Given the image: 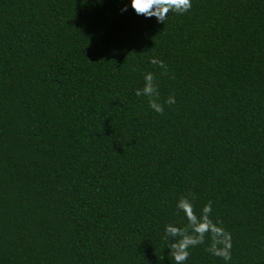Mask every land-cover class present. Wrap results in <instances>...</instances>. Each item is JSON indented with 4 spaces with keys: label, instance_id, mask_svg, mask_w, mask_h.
I'll return each instance as SVG.
<instances>
[{
    "label": "trees",
    "instance_id": "16d2710c",
    "mask_svg": "<svg viewBox=\"0 0 264 264\" xmlns=\"http://www.w3.org/2000/svg\"><path fill=\"white\" fill-rule=\"evenodd\" d=\"M189 193L264 264V0H0V264H175ZM206 247L186 264H225Z\"/></svg>",
    "mask_w": 264,
    "mask_h": 264
},
{
    "label": "clouds",
    "instance_id": "9594fccd",
    "mask_svg": "<svg viewBox=\"0 0 264 264\" xmlns=\"http://www.w3.org/2000/svg\"><path fill=\"white\" fill-rule=\"evenodd\" d=\"M131 7L137 15L146 18H157L159 23H166L170 12L183 15L191 11L192 0H131ZM127 7L121 9L126 12ZM150 63L163 69L161 75H168L166 63L157 58H153ZM136 69H134L135 71ZM144 86L136 91L138 97L148 98L149 106L156 113L163 115L164 105L176 103L174 95H170L163 103L161 102L159 86L156 76L152 72L142 73ZM195 195L189 193L182 195L177 203V214L183 212L187 224L183 227L168 224L165 227L163 239L168 241V248L171 249L170 256L175 264H186L191 256L190 249L200 245H205L210 255L218 257L229 264L232 260V236L220 222L211 219L213 202L209 201L197 214L194 204ZM210 241V242H209Z\"/></svg>",
    "mask_w": 264,
    "mask_h": 264
}]
</instances>
